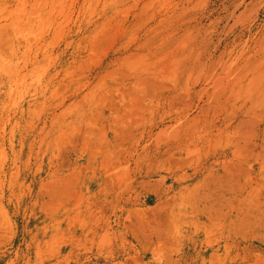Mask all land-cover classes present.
<instances>
[{"label":"rangeland","instance_id":"obj_1","mask_svg":"<svg viewBox=\"0 0 264 264\" xmlns=\"http://www.w3.org/2000/svg\"><path fill=\"white\" fill-rule=\"evenodd\" d=\"M0 264H264V0H0Z\"/></svg>","mask_w":264,"mask_h":264}]
</instances>
